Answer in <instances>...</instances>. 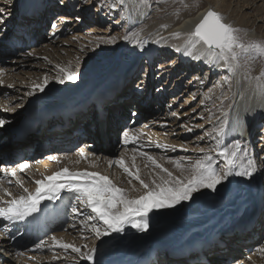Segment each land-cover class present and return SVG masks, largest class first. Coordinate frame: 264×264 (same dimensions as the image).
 <instances>
[{"label": "bare ground", "instance_id": "1", "mask_svg": "<svg viewBox=\"0 0 264 264\" xmlns=\"http://www.w3.org/2000/svg\"><path fill=\"white\" fill-rule=\"evenodd\" d=\"M27 1L13 0L12 5L5 7L6 12L13 16L11 22L7 18L0 24V63L23 70L33 60L20 49L21 58H13L14 47L34 45L40 38V30L47 28L49 16H52V23H56L57 27L47 32L48 43L43 44L41 39L46 53L40 59L44 61L46 73L36 72L26 77L21 71L19 77L11 74L0 79V118L10 121L3 128L8 134L6 136L12 137V141L8 139L9 142L0 149V155L5 152L7 161L12 163L26 154L31 155L29 162L48 156L41 168L31 172L33 182L52 175L55 162L61 158L62 164L57 171L64 167L76 171L79 165L91 166L96 171L101 166L107 169L114 167L109 178L117 187L125 189L130 198H134L142 193L143 188L135 175H129L124 168L115 164L116 159L122 157L125 167L142 179L144 171L157 164L164 168L173 161L187 164L189 159L195 162L205 154L212 155L216 162L220 160L221 163V158L216 155L215 141L208 134L211 132L215 135L212 129L218 128L219 121L225 119L228 121L226 135L218 137L224 145L237 139L242 143L250 142L249 152L255 150V154L260 155L256 142L260 139L257 132L260 128L264 130V111H261L264 109V84L256 82L250 72L243 70L242 65L234 74L221 67L213 69L200 46L197 45L195 49L191 47L188 36L208 8H214L233 27L237 21L245 25L247 34L259 37L264 26V14L256 12L248 17L245 13L239 19L233 17V12L239 6L242 8L251 4L252 8L254 4L250 0L242 3V6L241 0H153L152 5L142 0H127L126 6L120 0H60L57 6L55 0ZM114 3L115 7L112 6ZM2 6L6 5L3 3ZM72 8V13H68ZM18 18L22 20L19 27L23 30L16 27ZM5 25L7 27L2 30ZM32 32L35 37L31 42ZM125 35L129 36L128 40H124ZM21 36L23 40L18 41ZM111 37L116 38V44L105 43ZM137 41L143 42V48L138 46ZM189 52L191 55L187 54ZM144 58L147 69L143 71V77L136 79L135 86L129 88L142 68L140 61ZM78 61L81 64L80 79L64 84L55 81L54 78L61 75L59 68L75 70ZM152 68L156 71L153 75ZM119 72H124L125 77L112 92L98 94L97 89L95 91L93 87L99 86L102 80L107 83L114 79ZM227 75L233 79L231 90L223 82ZM48 76H51L50 79ZM45 77L50 81L45 92L27 96L33 85L42 83ZM26 85L30 86V90L24 91ZM16 86H20V89ZM156 87L157 95L154 94ZM140 89L143 91L140 92ZM86 90L90 91L82 94ZM78 93L82 97L75 102L73 98L79 96ZM223 96H229L230 100H224ZM206 104L210 108L207 109L209 114L201 118ZM132 105V121L121 131H128L129 136L136 137L137 142L123 145L122 136H115L128 116L127 106ZM225 105L226 108H221ZM172 113H177L178 118ZM224 113L228 114L227 117ZM84 119L86 121L78 126ZM153 128L161 131L168 128L170 133ZM189 128L192 131H188ZM81 129L88 130V137L79 136ZM110 134L116 138L115 145L110 144ZM186 139H193L196 147L185 142ZM78 142L75 154L69 155L68 145ZM42 143L45 147H41ZM202 143L206 146H201ZM92 144H96V151L89 148ZM173 146L175 151L172 150ZM201 149L204 151L201 152ZM81 150L85 153L83 157L80 156ZM142 152L147 155H141ZM178 152L185 155L175 158ZM148 156L155 160V164ZM109 161H112L111 165ZM24 162L17 163L16 175L20 174L19 165ZM29 162L23 171L31 168L30 164L33 163ZM259 163L257 161V166L262 168ZM6 181L0 183L7 185L5 189H10V182ZM231 181L228 185L229 196L216 195L211 199L208 195H197L194 201L177 205L175 209L159 210L158 216L150 214V228L146 233L125 226L124 233L113 234L114 240L105 237L109 243L101 245L96 259L100 264H200L208 249L219 241L220 247L216 248L213 261L209 259L210 264H264V253L260 251L264 244L258 243L262 239L261 229L264 226V203L261 200L264 174H258L251 186L239 177H232ZM34 190L35 187H32L31 191ZM62 196L64 199L60 201L41 202L42 207L48 205L47 210L40 214H45L43 221L46 223L42 228L28 229L32 223H36V220L31 222L29 219L16 226L9 224L5 230V222L0 221V264H72L71 251L65 252L54 246L53 236L61 243L77 246L87 244L91 247L99 243L89 231L81 230L78 220L65 225L71 206L68 194L62 193ZM208 198L212 201L209 202ZM252 203H256L257 208L242 218V213L248 212ZM205 204L210 207L203 209ZM61 215L65 216V220ZM237 218L240 219L238 222L235 220ZM57 220L60 222L56 223ZM73 223H76V228L71 227ZM225 223L232 225L222 234L197 240L187 248L180 246L186 242L190 244L198 238L197 233L209 226L217 228L222 225L220 227L223 228ZM46 226L49 229L45 230ZM91 237L93 239L90 241ZM41 240L45 241L46 246L36 249L35 245ZM174 241L173 245L169 244ZM242 244V248H239ZM19 248L23 249L22 253H18ZM253 249L256 251L253 252ZM56 256L60 259L54 260ZM80 264L91 262L81 260Z\"/></svg>", "mask_w": 264, "mask_h": 264}, {"label": "snow or ice", "instance_id": "2", "mask_svg": "<svg viewBox=\"0 0 264 264\" xmlns=\"http://www.w3.org/2000/svg\"><path fill=\"white\" fill-rule=\"evenodd\" d=\"M2 2L6 6L13 4V0H2ZM144 2L147 3V0ZM120 3L126 6L127 0H120ZM112 6L115 7V3ZM10 15L11 13H6L5 7H0V24H3ZM51 27L56 28V23H52ZM238 33L239 29L225 22L220 13L209 10L196 23L194 30L188 36L191 47L195 49L199 45L207 55V63L213 69L221 67L229 74H234L241 68V58L248 53L250 47L241 42ZM175 35H179V33ZM128 39L129 36L125 35L124 40ZM105 43L116 44L117 40L115 37H111ZM137 44L140 48L144 46L141 41H137ZM187 54L191 55V52ZM57 67L59 68V65ZM80 68L79 61L75 65V70L59 68L61 75H57L54 79L60 84L75 83L80 79ZM49 83V79L45 77L42 83L33 85L32 90L26 95L32 97L37 92H45ZM200 83L202 84L203 81L201 80ZM227 98V96H223L224 100ZM172 115L178 118L177 113H172ZM223 115L227 117L228 114L224 113ZM8 123L10 121L0 118V128ZM197 127L203 128L204 126L198 125ZM227 128L228 121L225 119L219 121L218 128L212 129L215 135H212L211 132L208 134L215 141L216 155L221 158L220 164H217L215 157L209 154L203 155L195 162L189 159L187 164L176 161L174 162L175 167L181 171L180 175H175L168 168L157 164L156 167L166 175L157 173L159 182L154 178L149 184L139 174H133L129 168L125 167L122 157L116 159L115 164L124 168V171L129 175H135V179L143 188L142 193L134 198H130L125 189L117 187L106 175L87 170L70 171L64 167L52 175L35 180V190L29 191L27 188H23L24 194L18 197L12 196L8 189H4L5 193L12 198L8 200L0 198V221L5 222V230L9 224L16 226L17 223L28 222L29 219L35 221L48 208V205L42 207V201H60L64 199L62 193H67L72 212L71 219L78 220L81 230L89 231L99 243L91 247L87 244L77 246L73 243H61L53 236L51 239L54 246H58L65 252L70 250L73 254L71 256L72 264H80L81 260L91 262V264H100L96 259L97 253L101 245L109 243L104 238L108 237L109 240H114L113 234L124 233L125 226H130L139 233H146L150 228V214L158 216L159 210L175 209L183 202L194 201L197 195L204 196L214 193L218 196H229L228 185L231 184L232 177L242 178L244 183L251 186L258 174H264V168L257 166V161L264 164V130L258 132L260 155H256L255 150L252 153L249 152L250 142L242 143L237 139L231 144L224 145L222 139L218 137L225 136ZM187 130L192 131L191 128ZM198 139L203 138L198 137ZM136 142V137H130L128 131H123L121 141L123 145ZM159 147L167 148L168 146L159 145ZM172 150H176L174 146ZM185 151L187 150L185 149ZM203 151L201 149V152ZM84 155V151L81 150L80 156ZM141 155H147V153L142 152ZM51 159H55V157H51ZM148 159L155 164V160L151 156H148ZM109 163L111 165L112 161ZM28 166L27 161L19 165L21 171ZM4 172L11 176L16 175V170L12 168H5ZM9 182L11 183V181ZM17 183L22 185V181L18 180ZM221 189L224 190L223 193H221ZM204 190H208V193ZM261 200L264 203V188L261 191ZM76 226V223L71 225L72 228H76ZM45 246L43 240L35 245L36 249ZM219 247L220 242L217 241L215 246L209 248L204 254L200 264H210L208 257L215 254L216 248ZM260 251L264 253V246L260 248ZM53 259L60 258L56 256Z\"/></svg>", "mask_w": 264, "mask_h": 264}, {"label": "rangeland", "instance_id": "3", "mask_svg": "<svg viewBox=\"0 0 264 264\" xmlns=\"http://www.w3.org/2000/svg\"><path fill=\"white\" fill-rule=\"evenodd\" d=\"M32 0H28L26 3H30ZM142 1H144V0H142ZM242 2H241V6H242V3L244 4V3H246V1L247 0H241ZM251 1V3H252V8H250L251 7V4H249V6H244V7H235L236 8V11H234L233 12V17L235 18V19H239V18H241L240 16H242V15H244L245 13V15H247L248 17H251V16H253L256 12H258L259 14H264V1L263 0H250ZM237 1H235V3H236ZM60 3V0L58 1V0H55V3L54 4H56V6H57V4H59ZM147 3H149V4H151L152 5V3H153V0H147ZM2 4H3V2L2 1H0V6H2ZM233 6H234V4H232ZM2 7H7V6H2ZM234 7H233V9H235ZM239 8V9H238ZM24 9H25V7H24ZM23 10V9H22ZM153 10V9H152ZM72 11H73V8H72V10L70 9V11L68 12V13H72ZM238 11V12H237ZM6 13H9V12H6ZM21 13V12H20ZM27 13V12H26ZM236 13V14H235ZM239 14V15H238ZM237 15V16H236ZM13 15L11 14L9 17H8V19L7 20H10V22H11V17H12ZM237 18H236V17ZM52 20H53V18H52V16H49V18L47 19V21H48V24H47V28L46 29H41L40 30V32L38 33V35H40V38L38 39V41H35V44L34 45H30L29 46V44H26L25 46H13L14 47V49H15V56L13 57V58H17V59H20L21 58V56L19 55V52H18V50L20 49V51H22L25 55H27V56H29V58L31 57V59L33 60V61H31L30 60V62H28L25 66L26 67H24L23 68V70L22 69H20V70H16V69H13V65H11V64H7V65H4V64H2V63H0V79L2 78V77H4V75H11V74H15L16 76H18L19 77V75L18 74H20V72L21 71H23L24 72V76H26V77H29V76H31V75H33L34 73H36V72H42V73H46L47 71H46V68H45V66H44V61H43V59H40V57L41 56H44L45 55V50H43V44H45V43H48L49 42V39L48 38H46V35H47V32H49L50 31V28H52L51 27V24H52ZM236 22V24L234 25V27L235 28H237V29H239V33H238V35L240 36V38H241V42L242 43H244L246 46H250L249 47V50H248V53L246 54V55H244L242 58H241V61H240V63H241V65H242V68H243V70L245 71V70H247L248 72H250V74L252 75V76H254V78H255V80H256V82H259V83H261V84H264V26H262V30L260 31L261 32V34L259 35V37L257 36V35H255L254 36V34L253 35H249V34H247L246 33V30L244 29V27H245V25L244 24H238L237 23V21H235ZM18 23V22H17ZM9 24V23H8ZM238 24V25H237ZM259 25H262V23L261 22H259L258 23ZM50 25V26H49ZM258 26V25H257ZM7 26L5 25L3 28H2V30H4L5 28H6ZM107 27V26H106ZM259 27V26H258ZM43 36V37H42ZM102 36V35H101ZM34 37H35V33H34V35H33V32H32V38H31V42L33 41V39H34ZM36 38H38V36L36 37ZM43 38V41H42V43H41V39ZM18 41H20V40H23V39H21V38H18L17 39ZM5 43L7 44L8 42L7 41H5ZM9 44V43H8ZM17 50V51H16ZM11 60V59H10ZM137 62V61H136ZM136 62H134V63H136ZM146 59L144 58V59H142V62L140 61V64H142V65H140V66H142V68H140L139 70H138V73H137V75H136V77L134 78V80L131 82V84H130V87L129 88H133L134 86H135V82L137 81L136 79H138L139 78V76H142L143 77V75H144V72L143 71H145L146 69H147V67H146ZM139 64V63H138ZM27 65H30V66H27ZM157 67V65H155L154 64V67ZM244 66V67H243ZM4 69V70H3ZM143 72V73H142ZM142 73V74H141ZM154 73H156V71H154L153 70V68H152V75L154 74ZM123 74H124V72H119L118 74H117V76L113 79H110L107 83H105L103 80L100 82V85L99 86H95V87H93V88H95V91H96V89H97V92H98V94H103L102 92L104 91V93L105 94H108V93H110V92H112L113 90H114V88L115 87H117L118 86V84L119 83H121L122 81H123V79H124V77L125 76H123ZM49 77V79H50V77L51 76H48ZM33 80L34 81H36V79L35 78H33ZM232 81H233V79H232V76H226L225 78H224V83L228 86V87H230L231 85H232ZM43 82V81H42ZM205 85H207V84H205ZM204 85V86H205ZM30 86L29 85H26L25 86V88H24V91H27V90H30V89H28ZM16 88L17 89H20V86H16ZM93 88H91L90 90L92 91L93 90ZM90 90H86V92L85 91H83L82 92V94H85V93H87V92H89ZM230 90H231V87H230ZM157 91H158V88L156 87V88H154V94H157ZM78 95L79 96H76V98H73V101H75L76 102V100L78 99V98H81L82 96L78 93ZM22 96V95H21ZM228 97V100H230V97L229 96H227ZM22 98H23V96H22ZM167 98V97H166ZM198 98V97H197ZM227 100V101H228ZM75 102H73V104L75 103ZM136 101H134L132 104H134ZM204 103H205V101H204ZM203 103V104H204ZM73 104H71V105H73ZM207 105L208 104H206V106H204L201 110L203 111V112H201V110H200V112L201 113H203V114H201V118H206L207 116H208V114H209V112H208V110L210 109L209 107H207ZM207 107V108H206ZM226 108V105L225 106H222L221 108ZM63 108V107H62ZM130 108L132 109L133 108V105H132V107L130 106ZM208 109V110H207ZM158 109H156L155 111H157ZM7 111H10V109L9 108H7ZM211 112H213V110L211 111ZM132 114L130 113H128V116H127V118H126V124H124L123 126H121L122 128H120V130L118 131V133L116 134V138H118L119 136H122V133H123V131H121L124 127H126L127 125H130V123H131V121H132ZM20 117V116H19ZM131 120V121H130ZM86 121V119H84V120H82V122H80V124H78V126L79 125H81L83 122H85ZM128 122V123H127ZM77 126V127H78ZM4 127H6V126H4ZM168 129V128H167ZM163 130L164 131V133H168L169 131V129L168 130ZM153 130H157V131H159V132H163V131H161L160 129H154L153 128ZM260 130H263V128H260ZM259 130V131H260ZM258 131V132H259ZM0 149L5 145V143H8L9 141H8V139L9 140H11V138L12 137H9V136H6V135H8L7 134V132L4 130V128L2 127V128H0ZM258 132H257V134H258ZM170 133V132H169ZM3 134V135H2ZM200 134V133H199ZM198 134V135H199ZM111 135V134H110ZM197 135V136H198ZM114 136H112L111 135V138L112 139H110V144H111V142L112 143H114V145L116 144L115 142H117V141H114V140H116V138H115ZM257 137L258 136H256V139H257ZM192 140L193 139H186L185 140V142L187 141V142H190L192 145L191 146H195L196 147V143L194 144V142H192ZM8 141V142H7ZM12 141V140H11ZM72 144V145H71ZM79 145V142L77 143V144H74V143H70V145H68V147H70L69 148V150H67L68 152H70L69 153V155L71 154H75V152H76V150H77V146ZM210 145H212V143H210ZM258 145V142H256V150H258L259 149V147L257 146ZM201 146H206V144H201ZM207 146H209V145H207ZM41 147H45V145H43V143H42V146ZM77 147V148H76ZM3 149V148H2ZM97 152H99V150L97 151ZM49 153V152H48ZM65 153H67V152H65ZM5 154V152L4 153H2L1 155H0V181L1 182H3V181H11V183H8V186L10 185V189H8V191L9 192H11L12 193V196H14L15 195V197H17V196H19V195H22V194H24L23 193V188H27L29 191H31L32 190V187H36V185H35V183L31 180V178H32V173L35 171V170H38L39 168H41V164L43 165V164H45L46 162H47V158H48V156H46L45 157V155H44V157H43V159H37V160H34V161H31L33 164H30L31 165V168L30 169H28V170H26V171H19L18 172V174L19 175H15V176H11L10 174H5V172H4V170H5V168H12V169H15L16 167H18L17 166V163H20V162H24V161H27V162H29V160H30V156L31 155H29V154H26V155H23V157L24 158H22L21 157V159L20 160H18L17 162H8L7 161V158H6V155H4ZM184 153H181V152H178L176 155H175V158H177V157H181L182 155H183ZM47 155V154H46ZM185 155V154H184ZM183 155V156H184ZM190 155H192V153L190 154ZM214 155V154H213ZM192 156H194V155H192ZM177 160H179V159H177ZM31 162H29V163H31ZM175 161H173V162H171L170 164H169V166L168 165H166V167L165 168H168L169 169V171H172L175 175H180L181 174V171L179 170V169H177L176 167H175V163H174ZM56 164H54V170H55V172H57V169L59 168V166L62 164V162H61V158H59V160L58 161H56L55 162ZM217 164H220V160H218L217 161ZM259 165L260 166H262V168H264V164H261V163H259ZM138 167H140V165L138 166ZM76 169V168H75ZM78 170H76V171H83V170H87V171H90V172H95L96 170L94 169V168H91V166H82V165H79V168H77ZM81 169V170H80ZM92 169V170H91ZM114 167L113 168H111V166H110V168L109 169H107L106 168V166H101V167H99V170L98 171H96V172H98V173H100V174H102V175H108V177H109V175H111L112 174V172L114 171ZM54 170L52 169V171L54 172ZM32 172V173H31ZM141 172V171H140ZM148 173V174H147ZM157 173H160L161 175H166V174H163V173H161V170H160V168H157L156 167V165H155V167L154 168H151V169H147V170H145L144 171V179H145V181L147 182V183H149V184H151V181H152V179H157V181L159 182V177L157 176ZM17 174V173H16ZM46 174V173H45ZM147 177V178H146ZM22 181V185L20 184V183H17V181ZM6 181V182H7ZM6 185V184H5ZM5 185L3 184H1L0 183V198H2L3 200H8V198L10 197H8V195L5 193V191H4V189H5ZM7 186V185H6ZM206 193H208V190H204ZM16 193V194H15ZM222 193V192H221ZM17 195V196H16ZM206 195H208V197L209 198H211V199H213V197L214 196H216V194H214V193H209V194H206ZM138 196V195H137ZM4 197H6L5 199H4ZM8 197V198H7ZM208 198V199H209ZM10 199V198H9ZM211 199H209V202H211L212 200ZM183 203H185V202H183ZM195 204H197V202H195ZM195 207H197V206H195ZM208 207H210V205L209 204H205V206H203V209H207ZM257 208V204L256 203H252L251 204V208H248L249 210H248V212H246V211H244L241 215V217L243 218V217H246L245 216V214H247V215H249V214H251V213H253L254 212V210ZM250 212V213H249ZM238 215H240V214H238ZM70 216V217H69ZM71 216H72V212L69 210L68 211V219H66L65 220V216H63L64 217V220H65V225H68V224H70L71 222L70 221H73L72 219H71ZM263 219H264V217H263ZM236 220V222H238V220H240L239 218H237V219H235ZM236 222H234V223H236ZM233 223V224H234ZM228 225V226H227ZM231 223H225V225H223V228L222 227H220V226H222V225H220V226H218L217 228L215 227V228H213V226H209V228H207V229H209V230H207V229H205V231H201L200 232V234H199V237H201V236H206V237H209V236H216V235H220V234H222V232L224 231V230H226V228H230L231 227ZM225 226V227H224ZM63 228H65V226L63 227ZM62 228V229H63ZM227 234V233H226ZM227 235H229V234H227ZM261 237H262V239L258 242L259 244H264V226L262 227V229H261ZM93 238L91 237V238H89V240L91 241ZM196 239H193L192 240V242L189 244V242H186L184 245H182V246H184V247H188L189 245H191L194 241H195ZM175 243V241L173 242V243H169V244H171V245H173ZM181 246V245H180ZM242 246H243V244L242 245H240L239 246V248H242ZM18 253H22V251H23V249L22 248H19L18 250ZM256 251V249L254 250L253 249V252H255ZM3 252V251H2ZM5 253V252H4ZM217 253V251H215V254ZM215 254H212V255H210L209 257H208V259H212V261H213V257H214V255ZM243 254V253H242ZM230 262V261H229ZM228 264H230V263H228Z\"/></svg>", "mask_w": 264, "mask_h": 264}, {"label": "water", "instance_id": "4", "mask_svg": "<svg viewBox=\"0 0 264 264\" xmlns=\"http://www.w3.org/2000/svg\"><path fill=\"white\" fill-rule=\"evenodd\" d=\"M209 10H213V11H215V12L219 13V12H218L217 10H215L214 8H208V10H207V11H209ZM207 11H206V12H207ZM206 12H205V13H206ZM202 17H203V16H202ZM223 20H224V19H223ZM224 21H225V20H224ZM225 22H226V21H225ZM227 23H228V22H227Z\"/></svg>", "mask_w": 264, "mask_h": 264}]
</instances>
